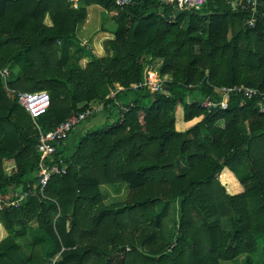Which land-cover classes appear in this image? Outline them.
I'll list each match as a JSON object with an SVG mask.
<instances>
[{
    "label": "trees",
    "instance_id": "16d2710c",
    "mask_svg": "<svg viewBox=\"0 0 264 264\" xmlns=\"http://www.w3.org/2000/svg\"><path fill=\"white\" fill-rule=\"evenodd\" d=\"M82 1L0 0V198L21 185L34 190L0 210V264H264V113L239 91L226 109L201 105L222 97L216 87L264 92V1L255 27L224 0L175 18L157 0ZM91 4L117 27L94 34L85 67H66L65 44ZM156 64L171 76L166 87L132 88ZM116 83L125 87L116 100L133 102L122 121L107 98ZM38 90L51 102L33 118L19 92ZM103 100L107 117L58 146L67 173L38 192L41 130ZM7 159L15 160L11 173ZM169 214L168 244L144 250L140 229Z\"/></svg>",
    "mask_w": 264,
    "mask_h": 264
},
{
    "label": "built area",
    "instance_id": "2783aa9c",
    "mask_svg": "<svg viewBox=\"0 0 264 264\" xmlns=\"http://www.w3.org/2000/svg\"><path fill=\"white\" fill-rule=\"evenodd\" d=\"M69 3L75 7H80L81 0H68ZM118 6L126 7L135 3L137 0H113ZM144 1V0H141ZM162 6H171L174 10L171 14V18H175L177 11L195 10L201 11L206 9L210 3H214L217 0H157ZM226 1L234 11L245 13L244 23L247 27H255L260 13V7L264 0H224ZM208 12H204L206 15ZM171 79L168 74L161 73L156 67H151L148 70L147 80L143 83H133L132 88H138L145 85L151 92L162 91L165 88L166 81ZM125 87L120 83H116L114 87L110 88V92L107 96L109 99H117V94L123 91ZM216 90L221 93L220 99H215L212 96H206L201 105L208 108L209 111L215 108L226 109L229 105L230 96L233 91L243 92L248 98H258V110L264 113V92L258 88L246 86V85H234V86H222L216 87ZM118 105V114L122 121L125 114L130 110L133 102H121L116 100ZM19 102L27 111L36 118L45 113L51 102V97L48 91H23L19 92ZM106 100L91 103L90 106L80 112L72 113L65 120L60 122L55 128L43 131L41 130L37 150L40 153V159L38 167L35 172V177L38 179L39 189L38 192L43 193L49 180L52 176L57 174L67 173V163L63 157H57L58 146L63 143L69 136V133L74 127L91 117L92 115L100 113H108ZM11 169L15 168V163L11 165ZM34 193L32 189H24L22 185L15 192V196L12 199L0 198V210L6 208L18 207L28 197Z\"/></svg>",
    "mask_w": 264,
    "mask_h": 264
},
{
    "label": "rangeland",
    "instance_id": "374dc122",
    "mask_svg": "<svg viewBox=\"0 0 264 264\" xmlns=\"http://www.w3.org/2000/svg\"><path fill=\"white\" fill-rule=\"evenodd\" d=\"M85 5V2L81 0L80 6ZM88 7V16L87 18L81 22L77 27V39L74 41L67 42L65 44L66 49V67L78 64V60L81 56L86 53L89 47H91L92 44V37L98 30L102 29H108V30H115L117 27L116 21L113 19L110 12L103 6L99 4H91ZM47 23H51L50 18L47 16L46 18ZM75 60V61H74ZM77 61V63H76ZM79 65V64H78ZM158 64H156L155 67H157ZM97 117H101V119L97 122L95 119H86L82 121L81 123L77 124L74 129L69 133L68 138L65 140L66 145L69 147L73 143H76L80 136L91 127L99 126V124H102L103 120L107 117L106 113H100L96 115ZM116 120V116H113L109 119V123H113ZM101 121V122H100ZM94 125L93 124H96ZM219 124H221V121H219ZM11 161H6L5 168L8 173H11L13 169H11V165L13 163H10ZM15 163V161H14ZM223 177V176H222ZM110 194L114 195V191L109 187L108 188ZM234 191V190H232ZM226 220L222 218V222H225ZM36 224V223H34ZM173 224V218L172 214H169L161 222H151L147 225V228L149 225L154 228V226H157V229L155 228V233L146 234L143 233V235H147L148 239L147 242L144 244L143 249H150L149 247L151 241L153 242L151 246H159L160 244H168L169 241V235L171 232V226ZM153 225V226H152ZM226 226H228V223H226ZM141 235V237L143 236ZM150 238V239H149ZM152 239V240H151ZM171 246V245H169ZM222 264H247L245 257L242 258V260H231V261H222Z\"/></svg>",
    "mask_w": 264,
    "mask_h": 264
},
{
    "label": "crops",
    "instance_id": "0c3cea01",
    "mask_svg": "<svg viewBox=\"0 0 264 264\" xmlns=\"http://www.w3.org/2000/svg\"><path fill=\"white\" fill-rule=\"evenodd\" d=\"M46 22H47V20H46ZM92 60V57H91V55H89V54H86V53H84V55L83 56H81L80 58H79V60H78V64L81 66V67H85L90 61ZM75 61V60H74ZM76 63H77V61H76ZM92 119H95V121L97 120V122L101 119V117H97V116H95V117H92ZM101 122V121H100ZM97 124V123H96ZM95 124H93V126H94ZM6 161H11L10 163H12V161H13V163H12V165L14 164V159H7V160H5V163H6ZM36 223V222H35ZM37 224V223H36ZM35 224V225H36ZM153 226V225H152ZM155 228L157 229V226L155 225L154 226V228H152L150 225H149V227L147 228V225L146 226H144V228L143 229H140V231H139V243L141 244V242H142V240H143V237L148 233V234H150L151 232L152 233H155L156 231H155ZM143 233H146L144 236H142L141 237V235H143ZM147 239H148V237H147ZM150 239V238H149ZM152 240V239H151ZM145 243L147 242V240H145L144 241ZM144 243V244H145ZM153 242L151 241V243H147V244H150L149 245V247H151V244H152ZM144 244H142L141 245V247L143 248V246H144ZM144 250H146V249H144Z\"/></svg>",
    "mask_w": 264,
    "mask_h": 264
},
{
    "label": "water",
    "instance_id": "95a60500",
    "mask_svg": "<svg viewBox=\"0 0 264 264\" xmlns=\"http://www.w3.org/2000/svg\"><path fill=\"white\" fill-rule=\"evenodd\" d=\"M166 87V86H165Z\"/></svg>",
    "mask_w": 264,
    "mask_h": 264
}]
</instances>
